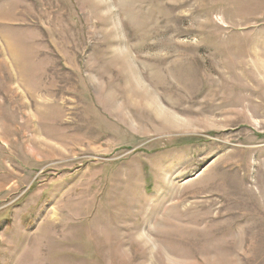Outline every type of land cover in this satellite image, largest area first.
<instances>
[{"label":"rangeland","instance_id":"rangeland-1","mask_svg":"<svg viewBox=\"0 0 264 264\" xmlns=\"http://www.w3.org/2000/svg\"><path fill=\"white\" fill-rule=\"evenodd\" d=\"M0 264H264V0H0Z\"/></svg>","mask_w":264,"mask_h":264}]
</instances>
